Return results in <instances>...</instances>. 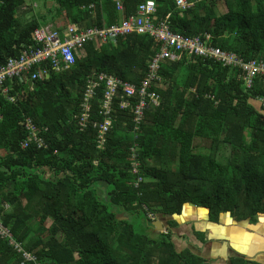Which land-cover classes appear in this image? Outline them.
Returning a JSON list of instances; mask_svg holds the SVG:
<instances>
[{
  "label": "trees",
  "instance_id": "16d2710c",
  "mask_svg": "<svg viewBox=\"0 0 264 264\" xmlns=\"http://www.w3.org/2000/svg\"><path fill=\"white\" fill-rule=\"evenodd\" d=\"M53 1L48 14L26 19L19 15L26 0H0V66L34 45L33 31L42 24L59 18L66 25L109 26L135 14L145 0H121L123 11L117 0ZM154 1L157 18L169 15L174 32L209 33L214 45L246 61L264 60V0H188L193 5L186 10L176 0ZM159 49L149 34L90 41L72 67L49 70L32 83L8 79L7 93L0 91V221L40 264H211L190 248L178 250L171 229L155 237L137 232L132 215L143 212L149 228L154 219L148 211L159 218L180 215L188 202L206 208L214 222L226 211L236 220L264 213V108L257 100L264 98L263 75L248 87L240 68L214 59L165 60L163 79L152 86L161 103L146 111L137 137L130 109L116 112L101 149L92 122L79 128L75 115L88 79L108 73L140 84ZM97 106L95 101L92 120L101 119ZM27 117L42 130L47 147H23ZM23 260L0 234V264Z\"/></svg>",
  "mask_w": 264,
  "mask_h": 264
},
{
  "label": "built area",
  "instance_id": "2783aa9c",
  "mask_svg": "<svg viewBox=\"0 0 264 264\" xmlns=\"http://www.w3.org/2000/svg\"><path fill=\"white\" fill-rule=\"evenodd\" d=\"M180 10H186L193 5L188 0H176ZM93 7V4L90 5ZM117 7L123 11L121 0H117ZM157 5L154 0L142 1L135 14L123 17L119 22L109 26H84L79 23H69L66 27H57L46 23L34 29L32 39L34 45L25 48L19 56L10 57L0 66V91L7 93L8 79L18 78L20 82L33 81L37 78L49 75V70L62 71L72 67L76 63V54L87 42L100 44L104 41L117 42L118 37L133 33L149 34L160 43V49L155 53L149 63L146 76L140 84L132 83L114 74L99 73L88 79L83 91L80 112L75 115L76 122L81 130H85L89 123L97 128L96 144L99 149L107 142V135L113 127L116 112L130 109L133 113V132L138 135L146 111L151 107H158L161 103V95L152 89L155 82L162 81L160 65L163 61H179L184 56L214 59L223 65L235 66L241 69L245 84L251 87L256 75L264 76V60H244L233 51L224 50L212 43V35L205 33L198 36H186L174 32L170 27L169 15L158 19L156 15ZM35 66H41L29 74ZM103 85V93L98 96V88ZM213 98V95H210ZM14 100V97H10ZM261 107L264 108V98H258ZM98 102L97 112L101 119L92 120L94 102ZM23 125L28 129V136L22 142L23 147L35 144L37 147H47L42 130L27 117ZM137 143L131 148L132 169L138 171ZM142 180L138 177L136 184ZM151 219H156L154 212L148 211ZM0 234L6 235L11 243H14L18 252L24 258L22 264H40L37 256L26 251L22 245L15 243L11 232L0 221Z\"/></svg>",
  "mask_w": 264,
  "mask_h": 264
},
{
  "label": "crops",
  "instance_id": "0c3cea01",
  "mask_svg": "<svg viewBox=\"0 0 264 264\" xmlns=\"http://www.w3.org/2000/svg\"><path fill=\"white\" fill-rule=\"evenodd\" d=\"M171 219L177 222L176 226H170ZM161 220L171 229L178 250L190 248L211 264H233L234 261H237L234 264L242 261L264 264V213L255 218L236 220L226 211L214 222L209 219L206 208L188 202L182 214L165 216ZM148 229L154 236L160 233L153 227ZM197 231L204 233L203 240Z\"/></svg>",
  "mask_w": 264,
  "mask_h": 264
},
{
  "label": "rangeland",
  "instance_id": "374dc122",
  "mask_svg": "<svg viewBox=\"0 0 264 264\" xmlns=\"http://www.w3.org/2000/svg\"><path fill=\"white\" fill-rule=\"evenodd\" d=\"M26 2L27 3L24 6H22L19 10V15H22L26 19H30L35 16L37 17L41 14H48L49 10L54 8L53 0H26ZM225 10H226L225 4L221 2L219 5V11L224 12ZM58 19L56 20V22H58V24H61L60 26L63 27L67 26L66 23L63 22V19H60L59 21ZM56 22L51 21L50 23L55 25ZM221 160L224 161L225 159L222 157ZM99 187H100L99 189L100 193L101 195H103L105 192L104 184H100ZM131 222L133 223L134 228L136 229L137 232L149 234L151 236L155 235L154 233H151L152 231L149 230L148 227L146 226L145 216L143 212L132 215Z\"/></svg>",
  "mask_w": 264,
  "mask_h": 264
},
{
  "label": "water",
  "instance_id": "95a60500",
  "mask_svg": "<svg viewBox=\"0 0 264 264\" xmlns=\"http://www.w3.org/2000/svg\"><path fill=\"white\" fill-rule=\"evenodd\" d=\"M30 83H32V81H30ZM167 217L170 218L171 216H167ZM121 218H127V217H126V216H123V217H121ZM152 225H153V227H154L156 230H158V231H164V232H167V229H166V227H165L163 221L161 220V218H160V219H156V220H154V221L152 222Z\"/></svg>",
  "mask_w": 264,
  "mask_h": 264
}]
</instances>
